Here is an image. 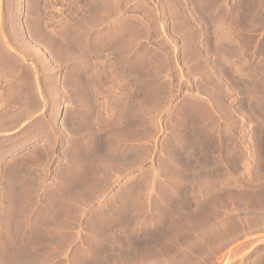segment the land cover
I'll list each match as a JSON object with an SVG mask.
<instances>
[{"label":"rangeland","instance_id":"obj_1","mask_svg":"<svg viewBox=\"0 0 264 264\" xmlns=\"http://www.w3.org/2000/svg\"><path fill=\"white\" fill-rule=\"evenodd\" d=\"M0 264H264V0H0Z\"/></svg>","mask_w":264,"mask_h":264},{"label":"crops","instance_id":"obj_2","mask_svg":"<svg viewBox=\"0 0 264 264\" xmlns=\"http://www.w3.org/2000/svg\"><path fill=\"white\" fill-rule=\"evenodd\" d=\"M42 102H40L41 104ZM36 107V103H31L30 107H26L23 111V115L20 114V118L18 119H27L30 117V115L33 114V110ZM6 111L3 112L5 114ZM23 116V117H22ZM11 119V118H8ZM8 119H3L4 120V126L9 125V122H7ZM99 147L102 148V144H99ZM100 201H104V204H100L101 207H105L106 209L110 210L111 212L114 213L116 216H130L131 213L139 206V200L136 199L133 196H118L117 193H114L110 195L109 197L105 195L104 199H100Z\"/></svg>","mask_w":264,"mask_h":264},{"label":"bare ground","instance_id":"obj_3","mask_svg":"<svg viewBox=\"0 0 264 264\" xmlns=\"http://www.w3.org/2000/svg\"><path fill=\"white\" fill-rule=\"evenodd\" d=\"M201 4H202V3H201ZM247 14H248V13H247ZM255 18H256V17H255ZM248 19H249V18H248ZM210 21H211V20H210ZM256 21H257V20H256ZM211 22H212V21H211ZM217 26H218V25H217ZM218 27H219V26H218ZM218 27H217V28H218ZM214 28H215V27H214ZM222 37H223V35H222ZM227 41H228V40H227ZM217 51H218V50H217ZM232 58H233V57H232ZM230 62H231V61H230ZM254 95H255V94H254ZM24 117H25V116H24Z\"/></svg>","mask_w":264,"mask_h":264}]
</instances>
